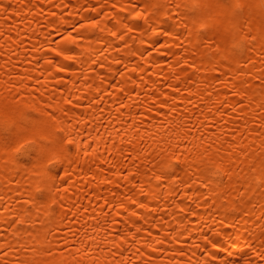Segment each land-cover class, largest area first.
Masks as SVG:
<instances>
[{"label": "bare ground", "instance_id": "1", "mask_svg": "<svg viewBox=\"0 0 264 264\" xmlns=\"http://www.w3.org/2000/svg\"><path fill=\"white\" fill-rule=\"evenodd\" d=\"M195 2L198 15L194 0H149L146 19L128 20L143 0L115 11L113 0H0V264H229L264 252V12L245 0L242 35L257 39L232 48L219 0ZM105 4L102 27L121 13L171 33L155 38L163 55L137 59L126 83L117 65L57 74L51 13ZM161 168L195 181L180 185L190 199L155 188Z\"/></svg>", "mask_w": 264, "mask_h": 264}, {"label": "snow or ice", "instance_id": "2", "mask_svg": "<svg viewBox=\"0 0 264 264\" xmlns=\"http://www.w3.org/2000/svg\"><path fill=\"white\" fill-rule=\"evenodd\" d=\"M70 4L71 0H68V4H61L59 6L66 9ZM143 6L145 7V13L136 11V6H133L130 12L134 13V15L130 14L127 19H146L147 8L151 7L149 0H143ZM52 7L55 8L57 5L54 4ZM86 7V5H80V10L85 11ZM107 7L108 5L106 4L103 7L100 5L93 6L92 11H97V9H99L96 16H93L91 11L83 17L80 16V12H77L75 16H73L71 12H68L67 17L62 20L55 19L57 15L55 11L51 13L54 18L52 20L54 27L53 32L49 35H54L56 39L49 43V51L45 53V55H50L52 57L47 60L46 63L49 66L55 65L57 74L79 71L83 75L85 69L95 72L96 68L103 70L106 67L111 68L113 65H117L119 67L116 75L125 77L121 83H126L128 77H131L139 69L144 67L142 62L136 63L137 59L142 61L145 55H163L164 48L156 47L159 40L155 38H167L171 33L163 29H156L153 31L150 27L141 28L140 26L131 24L126 20H120L119 16L121 13H118L117 17L111 18L110 27H102L99 17L104 15V11ZM117 7L118 5L115 3V0H113L111 5L112 11H115ZM199 7V4L194 0L193 9L190 11L193 12L194 15H198ZM219 7L222 10V15L230 20L234 36L239 37V40L237 41L239 46L242 44H251L253 40L257 39V37L252 36L250 30L248 31L247 37L242 35L250 21L244 16V6L238 3L237 0H219ZM122 11L123 8L121 6V12ZM60 16L65 17V13L61 12ZM212 27L213 26L209 24L207 19H201L199 24L201 30H208ZM97 36L100 38H97ZM194 36L199 37L200 32L194 33ZM258 36L260 39H264V22L261 23ZM105 37L106 39H104ZM240 41H243V43H240ZM100 44H103L102 48L97 47ZM146 45H151V47H146ZM105 50L116 52V57L107 65L104 61L96 59V57L102 55ZM121 53H123V55H121ZM105 59H108V57H105ZM132 64L135 66L130 68V65ZM126 73L127 76H125ZM21 83H23V81H21ZM117 87H119V85H117ZM121 92L123 93V89ZM163 103H166V101L162 102V106ZM238 103H242V101H239ZM154 106L155 105H153V107ZM68 143L72 144L73 141H68ZM153 179L155 181L156 189L167 188L170 189L167 193L168 196L172 198H176L178 195L183 197L181 203H183L185 199L190 198L181 192L180 185H184L185 191L190 192L195 184V181L192 180L191 177L188 180L180 179L179 184H177V178L174 177V174H170L165 168H161L160 171L154 175ZM152 182V180L149 181V183ZM200 187L205 188L206 185L201 184ZM197 191H199V188ZM140 192L142 193L143 189H141ZM158 195L163 196L164 193H159ZM203 195L204 194L201 193V197ZM128 202L131 208H136L137 200L135 198L128 197ZM121 203H123V201H121ZM139 206L143 209L145 204L140 202ZM179 211L182 213L185 209L181 208ZM136 215L137 213L133 211V216ZM65 218H67V214H65ZM13 223H15V221H13ZM23 223L24 222L21 221V224ZM48 234L50 235L51 233L49 232ZM205 241L212 248L221 250L216 240L205 236ZM196 247H199V245H196ZM48 251L50 253V250ZM153 251H155V249H153ZM180 255L183 256L185 253L181 251ZM241 255L244 257L243 260L237 259L235 262L229 261V264H258V262L259 264H264V252L254 253L253 256H249L247 253H241ZM229 256H231L230 252ZM189 264H207V262L193 260L190 257Z\"/></svg>", "mask_w": 264, "mask_h": 264}, {"label": "clouds", "instance_id": "3", "mask_svg": "<svg viewBox=\"0 0 264 264\" xmlns=\"http://www.w3.org/2000/svg\"><path fill=\"white\" fill-rule=\"evenodd\" d=\"M237 2L240 3L242 6H245V0H237ZM252 2L257 3L261 11L264 12V0H252ZM238 40H239V37L234 36V33L232 31L229 36L230 47L232 48L239 47V44L237 43ZM240 43H243V41H240Z\"/></svg>", "mask_w": 264, "mask_h": 264}]
</instances>
